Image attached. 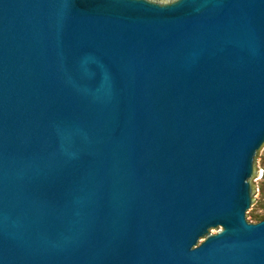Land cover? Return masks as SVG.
<instances>
[{
	"label": "water",
	"instance_id": "95a60500",
	"mask_svg": "<svg viewBox=\"0 0 264 264\" xmlns=\"http://www.w3.org/2000/svg\"><path fill=\"white\" fill-rule=\"evenodd\" d=\"M263 152L264 0H0V264H264Z\"/></svg>",
	"mask_w": 264,
	"mask_h": 264
},
{
	"label": "rangeland",
	"instance_id": "374dc122",
	"mask_svg": "<svg viewBox=\"0 0 264 264\" xmlns=\"http://www.w3.org/2000/svg\"><path fill=\"white\" fill-rule=\"evenodd\" d=\"M155 2H168L170 0H152ZM256 199V206L249 216L250 223H255L264 218V152L260 156V176L252 183ZM252 216H256L253 218ZM214 231L213 233H215Z\"/></svg>",
	"mask_w": 264,
	"mask_h": 264
},
{
	"label": "trees",
	"instance_id": "16d2710c",
	"mask_svg": "<svg viewBox=\"0 0 264 264\" xmlns=\"http://www.w3.org/2000/svg\"><path fill=\"white\" fill-rule=\"evenodd\" d=\"M253 218H255L256 216H252ZM264 219V218H261V220Z\"/></svg>",
	"mask_w": 264,
	"mask_h": 264
}]
</instances>
